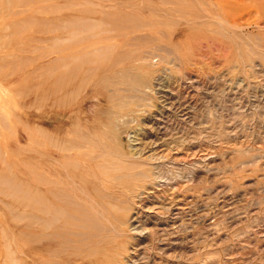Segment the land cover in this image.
Listing matches in <instances>:
<instances>
[{
    "label": "rangeland",
    "instance_id": "1",
    "mask_svg": "<svg viewBox=\"0 0 264 264\" xmlns=\"http://www.w3.org/2000/svg\"><path fill=\"white\" fill-rule=\"evenodd\" d=\"M0 264H264V0H0Z\"/></svg>",
    "mask_w": 264,
    "mask_h": 264
},
{
    "label": "bare ground",
    "instance_id": "2",
    "mask_svg": "<svg viewBox=\"0 0 264 264\" xmlns=\"http://www.w3.org/2000/svg\"><path fill=\"white\" fill-rule=\"evenodd\" d=\"M47 156H49V155H47ZM44 167H45L46 172L49 173V162L48 161H45ZM54 169H55V172L56 173H58L60 171L58 167H54ZM62 181L63 182L61 183L58 179H56L55 183L57 185H59V186H61L63 184H66V185H70L71 184V183H69V181H66V180L65 181L62 180ZM72 186H74V185H72ZM64 191L67 192L68 190L64 189ZM70 191H71V193L67 192L68 193V197H65L64 195H62L61 192H59L61 194V197L64 198L63 201L62 200H59V201H61V203L63 202V204L65 206H66L67 203H68V205H70V203L72 204V203H77V201L86 200V198L84 197V195L82 193H78L79 191L76 188H72ZM46 193H47L46 194V198L43 199L44 208H45L44 214L47 215V216H54V218L57 221L61 220L62 218L65 217V213H64L63 208H61L60 206H58V204L52 202V199L50 198V196L48 194L49 193V190H47ZM58 199H60V196L58 197Z\"/></svg>",
    "mask_w": 264,
    "mask_h": 264
}]
</instances>
